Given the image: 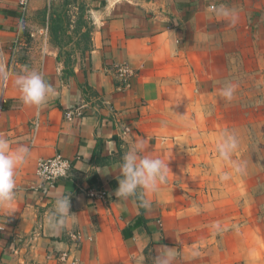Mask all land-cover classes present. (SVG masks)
<instances>
[{
	"label": "crops",
	"instance_id": "crops-1",
	"mask_svg": "<svg viewBox=\"0 0 264 264\" xmlns=\"http://www.w3.org/2000/svg\"><path fill=\"white\" fill-rule=\"evenodd\" d=\"M41 5L28 0L23 11L20 0H0V52L11 62L1 86L0 136L13 149L30 148L17 169L10 213L0 210V264H157L165 246L171 264H264V216L256 212L211 225L215 238L222 230L224 238L211 241L204 257L198 242H187L185 227L169 219L179 193L171 171L155 192L114 194L131 134L145 137L163 161L174 138L214 135L212 125L200 123L208 120L207 106L217 104L218 68L231 72L239 58L242 71L245 63L264 69V0H72L67 6L79 30L68 56L53 44L48 23L32 18ZM29 72L53 86L43 106L20 98L15 80ZM57 154L72 168L44 193L36 164ZM88 189L105 194L92 198ZM57 193L69 196L73 215L53 227L48 216ZM212 198V213L223 217Z\"/></svg>",
	"mask_w": 264,
	"mask_h": 264
},
{
	"label": "rangeland",
	"instance_id": "rangeland-1",
	"mask_svg": "<svg viewBox=\"0 0 264 264\" xmlns=\"http://www.w3.org/2000/svg\"><path fill=\"white\" fill-rule=\"evenodd\" d=\"M41 1V8L34 9L31 16L38 23H48L53 44L60 46L68 56L75 49L69 42L77 37L75 30L78 28L75 10L67 6L72 0ZM26 35L29 34L26 32ZM71 62V58H65L66 64ZM242 62L235 58L231 72H226L225 67L218 68L217 104L207 106L210 114L204 112V116L208 115V120L200 123L202 127L204 123L212 125L214 135L203 139L176 137L174 150L165 158L171 166L174 184H179V193L169 219L185 227L187 242H198L197 248L205 251L203 257L209 253L211 241L221 242L224 238L223 230L215 238L211 225L224 227L232 219L237 222L241 217L249 220L255 212L261 218L264 216V69H251L245 63L242 66L246 70L242 71L236 65ZM1 67L0 62V98ZM228 85L233 86L230 99L221 94ZM211 120L213 122H208ZM227 135L236 137L238 147L229 160H224L218 154L217 144ZM181 165L186 169L185 174L182 171L178 174ZM237 167H242V170L237 171ZM211 198L219 202L218 208L223 210V217H215L212 213L211 209L216 208H211L207 202ZM229 230L231 241V226Z\"/></svg>",
	"mask_w": 264,
	"mask_h": 264
},
{
	"label": "clouds",
	"instance_id": "clouds-1",
	"mask_svg": "<svg viewBox=\"0 0 264 264\" xmlns=\"http://www.w3.org/2000/svg\"><path fill=\"white\" fill-rule=\"evenodd\" d=\"M213 10L217 15L228 17L230 13L223 7ZM235 23V18L232 19ZM21 100L26 105L43 106L47 98L53 93V86L45 81L37 72L18 75L15 80ZM224 97L231 98L233 86H226L221 93ZM131 133V130H129ZM145 137L129 136V147L124 153L119 164L118 188L115 191L117 198H128L141 191L145 195L158 190L161 184L167 181L168 172L171 171L168 162L153 156L147 147ZM238 147L237 139L233 135H227L217 144V151L221 158L229 160L231 153ZM30 148L24 144H18L14 149L9 141L0 136V210L10 213L12 202L16 196V173L23 164ZM241 171L242 167H237ZM226 178V177H225ZM147 203V201H144ZM73 214H70L69 196L55 194L54 205L48 216V222L53 227H59ZM165 251L157 257V264H171L174 258L170 249L165 246Z\"/></svg>",
	"mask_w": 264,
	"mask_h": 264
},
{
	"label": "built area",
	"instance_id": "built-area-1",
	"mask_svg": "<svg viewBox=\"0 0 264 264\" xmlns=\"http://www.w3.org/2000/svg\"><path fill=\"white\" fill-rule=\"evenodd\" d=\"M28 0H20V6L23 11L26 10ZM20 43V37H17L14 42L12 49L15 51L17 45ZM12 51V53H14ZM0 62L2 68V83L4 84L5 78L11 72V62L6 63L4 61L3 55L0 52ZM36 125V123H35ZM72 168V163L69 159L63 157L60 154L54 155L49 158L39 159L36 164L35 175L37 178V188L42 192H48L59 183L60 180L67 177ZM103 191H97L94 189H88L87 195L92 198H103ZM1 229V227H0ZM71 237L76 238V235H71ZM67 254L63 253L61 255V260H65ZM71 264H76L75 261H72Z\"/></svg>",
	"mask_w": 264,
	"mask_h": 264
}]
</instances>
